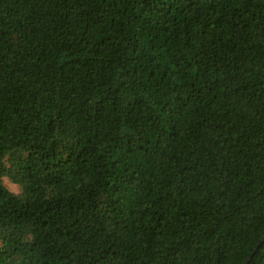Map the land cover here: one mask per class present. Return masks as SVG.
Wrapping results in <instances>:
<instances>
[{"label":"trees","instance_id":"trees-1","mask_svg":"<svg viewBox=\"0 0 264 264\" xmlns=\"http://www.w3.org/2000/svg\"><path fill=\"white\" fill-rule=\"evenodd\" d=\"M263 235L264 0H0V264H242Z\"/></svg>","mask_w":264,"mask_h":264},{"label":"water","instance_id":"water-1","mask_svg":"<svg viewBox=\"0 0 264 264\" xmlns=\"http://www.w3.org/2000/svg\"><path fill=\"white\" fill-rule=\"evenodd\" d=\"M264 242V235L260 238V240L257 242V244L255 245L254 249L252 250V252L250 253L249 256H247V258L242 262V264H248L249 261L251 260L252 256L254 255V253L257 251V249L259 248V246Z\"/></svg>","mask_w":264,"mask_h":264},{"label":"rangeland","instance_id":"rangeland-1","mask_svg":"<svg viewBox=\"0 0 264 264\" xmlns=\"http://www.w3.org/2000/svg\"><path fill=\"white\" fill-rule=\"evenodd\" d=\"M4 182L6 184V186L12 190V191H17V188L14 184L10 183L7 179H4Z\"/></svg>","mask_w":264,"mask_h":264}]
</instances>
